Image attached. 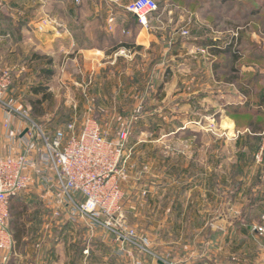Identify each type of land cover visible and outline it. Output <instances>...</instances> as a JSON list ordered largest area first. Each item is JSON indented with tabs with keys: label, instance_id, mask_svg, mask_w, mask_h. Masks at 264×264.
<instances>
[{
	"label": "rangeland",
	"instance_id": "rangeland-1",
	"mask_svg": "<svg viewBox=\"0 0 264 264\" xmlns=\"http://www.w3.org/2000/svg\"><path fill=\"white\" fill-rule=\"evenodd\" d=\"M27 1L34 27L56 33L58 22L68 24L52 4L41 11ZM163 2L178 8L177 42L119 50L113 59L110 51L93 73L70 53H41V37L31 27L24 35L16 26L0 28V69L12 76L8 98L47 134L68 132L72 124L78 133L90 117L107 140L126 135L129 177L122 185L121 221L142 245L181 243L183 251L172 254L207 264H264V235L257 232L264 229V114L257 112L264 95V0L219 8L212 0ZM206 39L223 45L238 39L242 56H213L194 41ZM44 68L56 72L49 81L36 79ZM40 82H48L51 97L33 112L30 88ZM247 87L252 92L246 97ZM247 101L254 107L249 111L224 109ZM53 198L36 184L13 200L9 229L21 236L19 245L37 242L44 226L68 224L53 218ZM69 225L76 243L88 238L91 244L90 252L77 250L84 264H133L114 248L107 256L104 246L118 244L108 231L90 230L81 219Z\"/></svg>",
	"mask_w": 264,
	"mask_h": 264
},
{
	"label": "built area",
	"instance_id": "built-area-1",
	"mask_svg": "<svg viewBox=\"0 0 264 264\" xmlns=\"http://www.w3.org/2000/svg\"><path fill=\"white\" fill-rule=\"evenodd\" d=\"M76 2L79 4L80 0ZM125 10L146 25V17L158 11V4L155 0H135L128 3ZM187 34L186 30L182 31L183 36ZM11 84V74L0 69V107L6 114L3 125L6 137L12 144L17 143V135L12 132V118L22 119L27 133L20 139L22 145L18 152L5 154L0 150V252L7 256L14 250L9 229L12 199L37 184L48 194L55 195L50 203L54 219L70 224L81 219L90 230L102 228L129 256L133 254L127 247L150 253L148 246L139 242L136 231L121 221L122 185L129 177L126 135L118 141H109L104 138L98 121L90 117L78 133L72 124L68 132L57 130L47 134L26 112L16 107L12 98H8ZM257 232L264 235L263 228ZM134 264L142 262L136 260Z\"/></svg>",
	"mask_w": 264,
	"mask_h": 264
},
{
	"label": "crops",
	"instance_id": "crops-1",
	"mask_svg": "<svg viewBox=\"0 0 264 264\" xmlns=\"http://www.w3.org/2000/svg\"><path fill=\"white\" fill-rule=\"evenodd\" d=\"M33 1L38 4L37 9L40 8L41 11L52 4L55 10L67 16L68 24L57 21L60 24V29L56 33L47 30V28L39 31L32 25V21L28 20L30 7L27 0H0V28L10 29L16 26L18 32L24 35L31 27L41 37L39 40L41 53L52 57L65 55V58L70 53L72 55L70 59H84L91 73H93L94 67L102 66L105 58H110V51H112V58L113 55L116 56L115 53L119 50L133 52L137 48H144L146 44L177 42L180 38V29H176L180 16L176 10L178 8L174 7L172 3H170L171 5L169 3L164 4L163 0H156L159 4V10L146 17V25H142L137 16L125 10L126 5L135 0H81L79 4H76L75 0ZM124 43L132 44L133 47L130 49L119 47ZM115 47H118L116 51H114ZM114 56L113 58H116ZM5 115V111L0 109V150L5 154L11 153V151L18 152L20 150L19 145H22L20 139L27 130V125L20 118H12V132L18 135L19 139L14 145L6 137L7 132L3 126ZM61 225L57 227L44 226L39 229L40 239L37 242L19 245L16 252H13L14 258L12 253L6 256L5 253L0 252V264H11V262L12 264H84L86 257L83 255L78 259L77 250H80L81 253H86L88 250L90 252L91 244L88 242V238L84 240L85 243L82 245L76 243V239L71 238V235L76 234L75 228L69 223L63 225L66 226L65 228H62ZM90 232V230L86 231V236L91 235ZM67 234H69L68 241L64 239ZM170 244V247L169 244H151L150 248L148 247L150 251L148 254L127 247L133 254L130 256L131 258L128 256V259L133 264L136 260L141 261L142 264L208 263L205 260L189 261L188 258L187 260L177 258V255L172 253L177 249L183 251L185 245L175 242ZM113 248L120 255L119 258L127 256L121 251L119 244L114 246L106 244L103 249L109 256ZM163 251L168 255L171 254L169 258L163 257ZM5 257H7L6 260Z\"/></svg>",
	"mask_w": 264,
	"mask_h": 264
},
{
	"label": "trees",
	"instance_id": "trees-1",
	"mask_svg": "<svg viewBox=\"0 0 264 264\" xmlns=\"http://www.w3.org/2000/svg\"><path fill=\"white\" fill-rule=\"evenodd\" d=\"M199 2H202L204 4H206L208 2V0H198ZM234 0H212V5L214 6V8H219L220 6H218L219 3H227V2H231ZM158 4V2H157ZM159 6V4H158ZM196 42H199V44H203L205 47H207L208 52L210 54H212L213 56H229L231 57L234 61H238L239 58L242 56V54H240V50H238V48H236L237 45V41L238 39H232V41H226V44L223 45L224 42H221L219 40H212V39H206V40H194ZM119 47L121 48H125V49H130L133 47L132 44H121ZM118 49V47L114 48V51H116ZM138 50H141V48H137ZM35 59H40L38 57V55L35 56ZM52 62L49 63V65H51ZM220 64H216L215 65V69L220 68ZM236 72H238L237 70H235ZM55 71L52 69H41L37 72L36 75V79L40 80V79H47V81H49L50 79H52V77L55 76ZM248 88V87H247ZM50 86L48 84V82L46 83H38L35 86H32L30 88V93L32 95V98L29 99L30 105L33 108V112H34V108H36V106H43L45 102H47L49 100V98L51 97V94L48 93L50 90ZM251 90L248 88L247 90H245V96H249V94H251ZM253 107V104L249 101H247L244 104H225L224 109L228 112H242V111H246V110H251ZM258 113H263L264 114V95L262 97L261 103L259 105V110L257 111ZM18 197V196H17ZM16 197V198H17ZM14 198V199H16ZM11 201L10 204V213H11V205L13 200ZM17 200V199H16ZM10 221V220H9ZM11 232V231H10ZM12 234V232H11ZM13 240H14V250L13 252H16V249H18L20 240H21V236L19 234L16 235V237L12 234ZM15 238L17 240V242L15 241ZM13 254V258H14V253ZM12 260V259H10ZM10 263V262H9ZM12 264V262H11Z\"/></svg>",
	"mask_w": 264,
	"mask_h": 264
},
{
	"label": "water",
	"instance_id": "water-1",
	"mask_svg": "<svg viewBox=\"0 0 264 264\" xmlns=\"http://www.w3.org/2000/svg\"><path fill=\"white\" fill-rule=\"evenodd\" d=\"M27 133V130L23 133L22 137Z\"/></svg>",
	"mask_w": 264,
	"mask_h": 264
}]
</instances>
